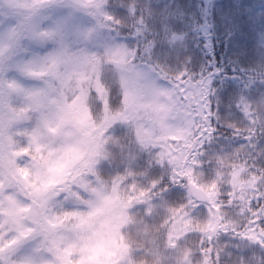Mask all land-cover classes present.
Segmentation results:
<instances>
[{"label":"clouds","instance_id":"1","mask_svg":"<svg viewBox=\"0 0 264 264\" xmlns=\"http://www.w3.org/2000/svg\"><path fill=\"white\" fill-rule=\"evenodd\" d=\"M169 2L16 4L27 34L0 33V264H264V44L205 97L211 49ZM97 77L114 119L148 127L168 110L156 135L173 164L149 176L94 155L111 131ZM21 121L13 143L4 126Z\"/></svg>","mask_w":264,"mask_h":264},{"label":"trees","instance_id":"2","mask_svg":"<svg viewBox=\"0 0 264 264\" xmlns=\"http://www.w3.org/2000/svg\"><path fill=\"white\" fill-rule=\"evenodd\" d=\"M218 0H170L169 7L164 9L165 14L176 15L175 11H172V4L177 3L183 6L182 15L186 14V19L188 20L189 26L199 27L201 29L202 35L200 37L201 40L204 39V32L210 33V54L206 55V59L210 62L208 71L209 73H215L211 67V64L214 63L216 69H218V74L215 75L213 80V86L220 85L219 91L224 92L223 85L225 82L234 81L237 79V69L235 65L239 63L237 56L255 48L260 47V42L258 41L259 36L264 33V13L256 16L251 14L248 9L244 8H218L217 7ZM114 2H118V0H114ZM12 19H15L13 26L14 29L23 31L24 34H27L26 26L19 20L18 11H12L8 7L5 10L3 7H0V29L2 26ZM206 21L209 23L206 24ZM207 29V31H205ZM165 30H167V25L165 26ZM197 49L199 45H196ZM200 55L199 52H197ZM87 90V89H86ZM216 89L213 88V93L215 94ZM93 95L96 97L98 102H103L105 106V121L106 124L109 125L112 121L110 118L113 116L111 112L108 111V93L107 90L101 84V89L95 90ZM229 99L227 96L224 98L223 106H224V116L227 119L229 113L227 111V106L229 103ZM115 104V100L113 99V105ZM9 125H5V133L6 128ZM207 135V133L205 134ZM210 143V139H206L204 141L205 147ZM170 147V145H169ZM171 148V147H170ZM99 147L94 151V155L97 156H106L109 155L102 154L98 151ZM103 152V151H102ZM111 154L121 158V155L117 148H110ZM166 160L162 163V165L167 162L169 164H173L177 157L170 156L165 150ZM93 161H88L86 163H92ZM181 163L183 161L181 160ZM161 165V166H162ZM157 169L155 167H150V169ZM156 170L154 172H157ZM151 172V171H150ZM207 195V193H205ZM123 246V242L119 244V247ZM126 246V245H125ZM127 249V246H126Z\"/></svg>","mask_w":264,"mask_h":264},{"label":"rangeland","instance_id":"3","mask_svg":"<svg viewBox=\"0 0 264 264\" xmlns=\"http://www.w3.org/2000/svg\"><path fill=\"white\" fill-rule=\"evenodd\" d=\"M19 0H3L4 4L9 5L10 10L17 11L16 4ZM218 8H244L248 9L251 14L259 16L264 13V0H218L217 1ZM264 17V16H263ZM15 19L11 21L8 20L2 28L0 29V33L4 31V29L10 28L14 29L13 23ZM258 41L260 44H264V33L259 36ZM122 59V56H121ZM95 90L101 89V83L99 82V77H97V82L94 85ZM41 98H35L33 103L40 104L42 103ZM162 113V114H161ZM157 115L159 119L156 120L155 125H149L148 127H144L143 125L137 126L133 120V115L130 114L126 119H114L113 116L110 118L112 121L109 125L110 127V135L107 136L106 141L100 142L96 148L99 147L98 151L102 154L106 155L108 152L105 151V147L110 149L111 147L117 148L121 158H125V162L129 165L131 169L136 171H147L149 176H156L159 174V166L162 165L164 160H166L165 150L170 153L171 148L166 141L164 135H156V132L161 130L165 119L168 115V110L161 106L160 109L157 110ZM27 121H21L19 123L10 124L9 127L6 128V131L9 132L4 134L10 138L11 142H16L17 140H23V136L20 133H23L27 127ZM133 125L134 135H135V144H129L128 137L126 135V126ZM159 147V151H157L156 156L153 158V163L157 165V169H153L148 166L146 161L151 156L153 150ZM103 151V152H102ZM174 159V157H172ZM151 171V172H150ZM113 244H116L115 239L112 241ZM119 247V244L116 245ZM123 247L126 251V246ZM156 251V250H154Z\"/></svg>","mask_w":264,"mask_h":264},{"label":"snow or ice","instance_id":"4","mask_svg":"<svg viewBox=\"0 0 264 264\" xmlns=\"http://www.w3.org/2000/svg\"><path fill=\"white\" fill-rule=\"evenodd\" d=\"M21 35V33L17 30V29H12L11 33H10V38L15 40L17 39L19 36ZM204 39L206 41L205 43V47L210 49V33L208 32H204ZM210 54V52H209ZM218 74V71L215 73H211L208 77H206L202 82H201V86L203 89V93L205 95V97H207L208 94H214L213 93V80L215 75Z\"/></svg>","mask_w":264,"mask_h":264}]
</instances>
